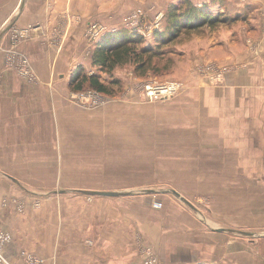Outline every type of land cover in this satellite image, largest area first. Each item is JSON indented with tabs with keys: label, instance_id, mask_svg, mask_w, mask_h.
Returning <instances> with one entry per match:
<instances>
[{
	"label": "rangeland",
	"instance_id": "obj_1",
	"mask_svg": "<svg viewBox=\"0 0 264 264\" xmlns=\"http://www.w3.org/2000/svg\"><path fill=\"white\" fill-rule=\"evenodd\" d=\"M36 1L46 14L53 8L54 0ZM189 1L222 14V20L184 29L178 37L160 44L155 31L169 34L170 9L182 12L187 7L185 0L62 2L70 17L86 21V44L82 57L73 62L50 58L48 66L61 86L52 89L51 101L37 96L25 105L20 153L10 146L3 149L7 151L4 157L15 161L21 154L19 168L0 170V231L9 237L3 250L13 264H31L30 257L35 259L33 264H146L148 251L166 264L145 232L147 218L155 220L154 212H158L154 208L162 209L166 199L184 203L171 189L183 193L196 208L184 204L204 222L223 221L214 216L216 211L227 214L229 202L218 200L217 192L223 189L219 179L214 185L218 166L211 147L213 134L222 126L243 130L245 122L244 111L236 110L234 99L224 102L218 88L227 86L232 71L248 68L251 62L255 81L264 76V0ZM40 26L41 22L28 23L23 27L26 34L17 36L13 30L18 26L11 28L9 42L0 50V70L10 76L6 80L44 81L39 75V68L44 67L41 54L44 46L55 41L40 36L34 43V32ZM121 29L143 35V46L150 45L159 54L144 71H136L128 63L112 73L102 72L105 81L118 80L113 93L77 96L95 89L73 90V71L78 67L89 74L97 71L92 64L96 43L106 32ZM4 79L2 71L0 84ZM168 83L177 85L171 95H148V85ZM222 111L240 118L228 114L219 121ZM223 156L227 161V154L216 157ZM3 160L0 157V165ZM245 172L238 170L237 176ZM61 189L66 191L57 192ZM80 189L132 193L103 197ZM237 191H243L239 193L240 207L260 201L252 194L245 202L247 191L242 185Z\"/></svg>",
	"mask_w": 264,
	"mask_h": 264
},
{
	"label": "crops",
	"instance_id": "obj_2",
	"mask_svg": "<svg viewBox=\"0 0 264 264\" xmlns=\"http://www.w3.org/2000/svg\"><path fill=\"white\" fill-rule=\"evenodd\" d=\"M17 1L0 0V50L4 43L7 46L13 26L23 28L31 22H41L34 32V43L40 41V36L55 43L50 47L44 46L45 51L41 54L44 67L39 68L40 80L44 81L39 84L22 83L16 78L13 81L6 80L10 77L9 72L0 70L5 78L0 84V157L4 159L0 170L19 168L21 154L15 161L5 158L7 151L3 149L10 146L13 151L20 153L18 147L25 105L37 96H42L44 102L51 101L52 89L61 86L54 80V71L48 66L50 58L61 57L66 60L65 63L73 62L75 58L82 57L86 44V21L70 17L68 8L62 5L64 0H54L48 14L36 0H23L19 5ZM2 62L0 55V66ZM34 65L37 68L36 63ZM250 65L247 69L244 67L232 71L227 86L218 88V94L224 96V102L234 99L236 110L244 111L245 122L243 130H228L222 126L223 130H214L213 134V154L228 155L227 161L226 156L214 157L218 172L213 177L214 185L219 179V184L223 186L217 192L218 200L229 202V211L227 214L216 211L214 216L223 221L213 220L209 223L173 197L166 199L160 210L152 207L158 214L154 212L155 220L147 218L145 233L157 255L166 264H264V76L260 82H256L255 68L252 62ZM63 74L62 71L58 72L61 78ZM228 114L235 116L232 112ZM228 114L222 111L217 118L220 121L223 115ZM242 139L244 142L241 143ZM238 155H242V158H238ZM238 170L246 172L238 177ZM258 171H261V175ZM12 179L19 182L17 178ZM238 185L247 191L244 192L245 202L249 201L248 195L252 194L260 201L255 203L251 200L240 207L238 202L242 200L239 193L243 191H237ZM239 209L242 211L238 214ZM238 215L241 217L238 218ZM236 230L250 231L255 235L241 234Z\"/></svg>",
	"mask_w": 264,
	"mask_h": 264
},
{
	"label": "trees",
	"instance_id": "obj_3",
	"mask_svg": "<svg viewBox=\"0 0 264 264\" xmlns=\"http://www.w3.org/2000/svg\"><path fill=\"white\" fill-rule=\"evenodd\" d=\"M185 4L187 7L182 12L181 9H170L172 29L167 36L156 30L154 34L157 44L178 37L184 29L193 30L204 25H215L222 20V14H214L205 5L198 6L189 0H185ZM145 41L143 35L127 29L106 32L96 43L92 55V64L97 67V71L89 74L83 67H78L71 76L72 89L80 91L92 88L103 94L113 93V86L119 83L118 80L105 81L101 73H112L116 67L128 63L133 64L136 71L147 69L159 51L150 45L143 46Z\"/></svg>",
	"mask_w": 264,
	"mask_h": 264
},
{
	"label": "built area",
	"instance_id": "obj_4",
	"mask_svg": "<svg viewBox=\"0 0 264 264\" xmlns=\"http://www.w3.org/2000/svg\"><path fill=\"white\" fill-rule=\"evenodd\" d=\"M15 32V36L17 35H23L25 32H27L26 28H18L13 30ZM26 34V33H25ZM91 36V35H90ZM26 68H22L21 72L26 75ZM177 85L174 83H168V84H159V85H148L147 86V92L150 97H158V96H169L173 92L176 91ZM77 96L80 97H102L100 93L96 90H88L83 93L77 94ZM159 204H156L158 206ZM0 231V264H13L10 259L7 257L3 250L4 243L8 241L9 237ZM149 257L146 259L145 263L146 264H161L158 257L152 253V251H148ZM31 261V264L34 263V260L32 257L29 258Z\"/></svg>",
	"mask_w": 264,
	"mask_h": 264
},
{
	"label": "water",
	"instance_id": "obj_5",
	"mask_svg": "<svg viewBox=\"0 0 264 264\" xmlns=\"http://www.w3.org/2000/svg\"><path fill=\"white\" fill-rule=\"evenodd\" d=\"M11 178H14L13 176H10ZM66 190L61 189L57 192H64ZM146 192H155L154 189H145ZM170 190H164L163 192H169ZM80 192L90 194V195H101V196H123V195H129L132 193V191H116V190H103V189H80ZM176 197L181 199L184 203L188 204L189 206L196 208L194 204L186 197L184 194H182L177 189H171V191ZM238 233L246 234V235H255L253 232L250 231H244V230H236Z\"/></svg>",
	"mask_w": 264,
	"mask_h": 264
}]
</instances>
